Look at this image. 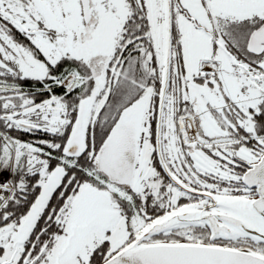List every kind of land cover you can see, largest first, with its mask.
Returning <instances> with one entry per match:
<instances>
[{
  "label": "snow or ice",
  "instance_id": "snow-or-ice-1",
  "mask_svg": "<svg viewBox=\"0 0 264 264\" xmlns=\"http://www.w3.org/2000/svg\"><path fill=\"white\" fill-rule=\"evenodd\" d=\"M0 264H264V0H0Z\"/></svg>",
  "mask_w": 264,
  "mask_h": 264
}]
</instances>
